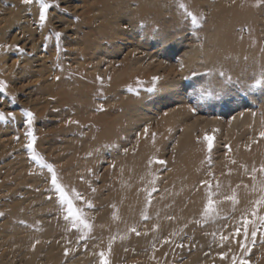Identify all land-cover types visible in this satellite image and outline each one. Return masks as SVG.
Instances as JSON below:
<instances>
[{"label": "rangeland", "instance_id": "1", "mask_svg": "<svg viewBox=\"0 0 264 264\" xmlns=\"http://www.w3.org/2000/svg\"><path fill=\"white\" fill-rule=\"evenodd\" d=\"M46 2L0 0V264H264V0Z\"/></svg>", "mask_w": 264, "mask_h": 264}, {"label": "snow or ice", "instance_id": "2", "mask_svg": "<svg viewBox=\"0 0 264 264\" xmlns=\"http://www.w3.org/2000/svg\"><path fill=\"white\" fill-rule=\"evenodd\" d=\"M36 2V0H23V3L24 4H32ZM39 2V21L41 24H43L47 17H46V13L49 9V4L46 2V0H38ZM179 8L180 9H183L184 10V15L186 18H190L191 20V24L192 26L194 27H198L199 26V21H198V17L197 15H195L193 12L191 11H188L187 8H186V5L183 4V3H180L179 4ZM55 36L57 39L60 38L61 36V33L59 32H56L55 33ZM221 76H223V73L220 74ZM57 79H59V77H57ZM102 78L100 77H97V80H101ZM159 78L158 77H153L152 80H153V85H155V82L158 80ZM262 83V80L261 79H257L255 80L254 84H253V87H256V86H259L260 84ZM5 88V84L3 81H0V92H3ZM153 89H148V91H152ZM129 91H131V89H129ZM100 110H103L102 107ZM25 115L27 116V123L29 125H31L32 121H33V114L28 111L25 113ZM15 119V117L13 116V114L11 112L7 113V116H5V114L3 112H0V121H4L6 119ZM145 133H147V128H145ZM28 137H30L29 139V142L27 143L26 147L29 151H32L33 149V142H34V137L32 135V132L29 131L27 133ZM155 135V134H153ZM259 136L260 137H264V132H260L259 133ZM204 140L206 141L207 143V149L208 151L210 152L213 148V140H214V137L213 136H210V135H205L204 137ZM32 159L33 160H39V157H37L35 154H33L32 156ZM157 163L159 164H164L165 161H156ZM42 167H46L48 172L51 173V185H52V188L54 189V192L56 194H58V200H59V203L61 205H64L65 203L67 204V215L64 216V219L67 221L69 220V218H71V221H72V226L73 227H78V226H82V228L84 229H87L89 228V225L88 223H86L82 218H81V215H80V210L79 209H74L73 207V204H72V201L69 200L67 198V196L65 195V190L64 188L62 187L61 183L58 182V177L53 169V166L51 164H41ZM254 173L256 172V169L253 168L252 170ZM260 171L261 172H264V166H261L260 168ZM255 178V177H253ZM206 182L202 181L201 184H205ZM210 187V186H209ZM218 187V185H217ZM153 191H156L155 188H153ZM211 192H209V198L207 200V203L205 204V208H204V212L206 214L208 213H212L214 212V201L212 200L211 198ZM149 196H151V193H149ZM226 199L228 200H231L232 203L235 205L237 203L236 199H235V196H229V197H226ZM264 204V196H261L260 199L256 200L255 201V206L253 207L252 211H251V218H249L248 216H242L241 219H240V222H239V225L235 228V232L232 234L233 237H236V236H243V239L241 241H239V246L241 248V250L244 251L245 254H248V252H250V249L247 248V241H248V236H249V227L251 226V238H252V242L253 244L255 243L256 241V238H257V234L258 232H260V236H261V239L262 241H264V231H260L262 227H264V215H257V211H258V208L260 205ZM89 207H91V205L89 204L88 205ZM2 215V214H0ZM144 219H147V217H143ZM23 223V222H21ZM242 225V228L241 226ZM131 231L135 232V228L131 229ZM137 235H139V233L137 232L136 233ZM80 239H84V236L82 235L80 237ZM229 237L228 236H224V235H221L220 236V240L222 242H226L228 241ZM38 243V241H37ZM35 247V244L33 245V248ZM68 249H65V255L67 256L68 255ZM99 264H109V260L107 259V253L105 251H100L99 252ZM226 256L225 253H221L220 254V257L221 259H224ZM236 260L237 258L235 256L232 257V264H236ZM239 264H248V261L247 260H244V259H241L239 261Z\"/></svg>", "mask_w": 264, "mask_h": 264}, {"label": "bare ground", "instance_id": "3", "mask_svg": "<svg viewBox=\"0 0 264 264\" xmlns=\"http://www.w3.org/2000/svg\"><path fill=\"white\" fill-rule=\"evenodd\" d=\"M125 213H128V212H124V214H125ZM165 221H166V220H165ZM169 225H170V224H169ZM135 241H136V240H135ZM244 258H245V257H244ZM218 264H219V263H218Z\"/></svg>", "mask_w": 264, "mask_h": 264}]
</instances>
